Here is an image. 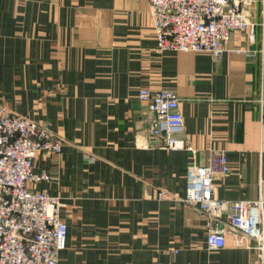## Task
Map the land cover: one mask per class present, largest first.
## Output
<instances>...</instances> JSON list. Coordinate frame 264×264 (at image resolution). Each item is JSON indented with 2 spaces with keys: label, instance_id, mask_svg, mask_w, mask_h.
Masks as SVG:
<instances>
[{
  "label": "crops",
  "instance_id": "obj_1",
  "mask_svg": "<svg viewBox=\"0 0 264 264\" xmlns=\"http://www.w3.org/2000/svg\"><path fill=\"white\" fill-rule=\"evenodd\" d=\"M245 12L253 27L215 60L156 52L147 0H0V104L66 141L36 159L55 178L37 188L64 204L59 264H264L257 239L232 229L209 250L207 217L182 201L190 166L219 151L230 170L215 197L264 201V0ZM143 88L179 97L185 148L152 143Z\"/></svg>",
  "mask_w": 264,
  "mask_h": 264
},
{
  "label": "built area",
  "instance_id": "obj_2",
  "mask_svg": "<svg viewBox=\"0 0 264 264\" xmlns=\"http://www.w3.org/2000/svg\"><path fill=\"white\" fill-rule=\"evenodd\" d=\"M147 1L158 53L206 52L219 60L228 51L232 33L254 25L245 12L250 0ZM139 97L152 116V143L170 150L185 148L180 137L185 130L184 117L176 93L143 88ZM65 143L49 125L0 104V264H59L68 240V224L62 218L64 204L59 196L37 188L55 178L49 170L37 169L36 159L42 153L60 158ZM229 170L225 151L213 152L205 165L190 166L182 201L207 217L209 250L224 248L230 229L249 234L264 248V201L215 197V179ZM157 198L175 199L163 190ZM224 214L229 215L228 224L220 221Z\"/></svg>",
  "mask_w": 264,
  "mask_h": 264
},
{
  "label": "rangeland",
  "instance_id": "obj_3",
  "mask_svg": "<svg viewBox=\"0 0 264 264\" xmlns=\"http://www.w3.org/2000/svg\"><path fill=\"white\" fill-rule=\"evenodd\" d=\"M150 7V6H149ZM151 11V10H150ZM152 14V13H151ZM36 121V120H35ZM37 122H39V123H42V124H47V125H49V127L51 126L50 125V123H48L47 121H37ZM51 128V127H50ZM52 130V129H51ZM53 131V130H52ZM65 140V139H64ZM66 142V141H65ZM49 156V155H48ZM51 157V156H50Z\"/></svg>",
  "mask_w": 264,
  "mask_h": 264
}]
</instances>
